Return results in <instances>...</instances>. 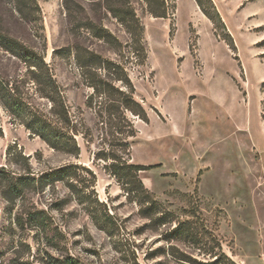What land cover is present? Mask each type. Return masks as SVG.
I'll return each mask as SVG.
<instances>
[{
  "label": "rangeland",
  "instance_id": "374dc122",
  "mask_svg": "<svg viewBox=\"0 0 264 264\" xmlns=\"http://www.w3.org/2000/svg\"><path fill=\"white\" fill-rule=\"evenodd\" d=\"M33 1L36 21L21 17L15 0H0V77L21 80L27 72L3 36L40 53L71 111L92 128V139L77 136L75 158L31 135L0 107V264H61L68 256L80 264H190L171 253L211 261L206 242L235 264H264V0L205 1L211 16L196 0H167L166 17L131 0L143 25L142 61L127 53L129 34L105 0ZM87 19L121 45L115 49L95 37L83 26ZM76 46L124 63L147 115V121L129 115L136 130L130 162L151 166L139 173L144 186L189 222L181 238H168L171 226L142 217L104 162L94 160L101 132L84 105L90 89L75 65ZM31 87L23 83L30 100L45 103ZM72 163L95 174L94 191L105 205L98 206L100 223L65 182L39 180ZM78 172V188L89 186L91 176ZM26 178L20 194L11 190ZM196 234L203 238L199 245L191 243Z\"/></svg>",
  "mask_w": 264,
  "mask_h": 264
},
{
  "label": "trees",
  "instance_id": "16d2710c",
  "mask_svg": "<svg viewBox=\"0 0 264 264\" xmlns=\"http://www.w3.org/2000/svg\"><path fill=\"white\" fill-rule=\"evenodd\" d=\"M147 10L154 17H166L169 14L167 0H141ZM205 1L196 0L201 10L207 15ZM17 12L28 21L38 19V6L33 0H15ZM107 9L129 34L127 53L134 60L145 59L143 44V25L137 16L131 0H105ZM83 26L95 37L104 40L113 48L120 46L118 39L106 28L85 20ZM7 49L21 59L26 67L25 78L12 81L0 77V107L19 124L23 125L31 135L38 136L49 147L56 151L78 158L81 148L77 136H81L87 143L92 139V128L84 118L75 115L66 101L62 86L55 79L51 67L44 57L35 50L27 47L14 38L3 36ZM126 53V52H125ZM124 53V54H125ZM123 54V55H124ZM75 65L79 72L81 83L90 89L86 95L84 105L94 113L95 127L101 132V147L94 153V160L104 162V170L114 177L126 197L137 204L139 214L149 219L156 227L171 226L166 235L170 239L181 238L184 235L188 221L178 220L175 215L157 202L139 177V173L151 166L138 165L130 162L129 139L136 134L134 123L129 117H137L147 121L143 106L134 97V86L126 72L123 62L105 58L102 55L82 46H76L74 52ZM31 84L33 94L44 100L43 104L33 103L28 92L23 90V83ZM84 171L92 178L89 186L78 188V171ZM53 183L65 182L68 190L76 201L83 205L85 211L96 222L103 221L98 206H105L99 202L94 191L95 174L92 170L79 164H67L58 167L40 177V181ZM30 182L24 179L21 186L12 183L11 190L20 194L23 187ZM90 187V190H87ZM104 216L111 215L104 212ZM203 238L193 235L191 243L199 245ZM204 244L205 254L211 253V261L197 262L186 253L175 250L172 256L177 259L197 264H235L222 251L214 252L213 247ZM202 250V249H201ZM61 264H80L68 256L60 260Z\"/></svg>",
  "mask_w": 264,
  "mask_h": 264
}]
</instances>
